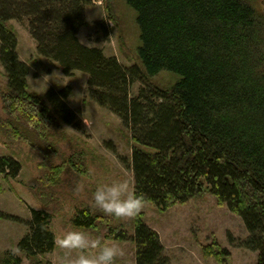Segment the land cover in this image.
Listing matches in <instances>:
<instances>
[{
  "label": "trees",
  "instance_id": "1",
  "mask_svg": "<svg viewBox=\"0 0 264 264\" xmlns=\"http://www.w3.org/2000/svg\"><path fill=\"white\" fill-rule=\"evenodd\" d=\"M127 1L137 11L143 66L123 65L102 48L80 43L84 9L94 0H0V63L7 76L0 135L11 150L0 156V173L7 179L20 175L16 145L26 142L43 155L41 186L30 189L45 206L57 205L58 189L74 196L76 184L90 173L85 145L63 126L78 125V113L67 102L71 87L50 88L46 99L27 81L30 64H43L45 57L67 76L88 73L91 96L122 119L130 133L134 189L145 204L165 211L213 194L248 230L237 245L257 251V264H264V0ZM103 3L117 27L114 0ZM14 20L37 43V58L30 62L19 57ZM162 70L181 77L159 87L150 76ZM135 81L141 84L132 95ZM30 209L20 254L0 251V264H47L44 256L55 250L53 214ZM72 221L96 232L106 225L105 235L113 239L131 237L136 264H172L144 211L120 220L87 204ZM202 252L218 261L229 255L216 238Z\"/></svg>",
  "mask_w": 264,
  "mask_h": 264
},
{
  "label": "rangeland",
  "instance_id": "2",
  "mask_svg": "<svg viewBox=\"0 0 264 264\" xmlns=\"http://www.w3.org/2000/svg\"><path fill=\"white\" fill-rule=\"evenodd\" d=\"M114 6L119 18L117 27L108 18L103 0H94V4L87 6L84 9L86 24L80 28L79 38L85 44L102 48L107 55L117 56L123 65L138 63L143 66L139 57L142 39L137 11L127 0H114ZM103 20L105 26L101 25ZM13 24L18 32L19 57L30 62L37 58V43L25 24L16 20ZM40 61L43 64H30L27 81L32 90L46 99L50 88L59 90L71 87L67 102L78 113V125L63 123V126L70 136L77 139L76 142L81 146L85 145L83 148L87 154L90 173L82 177L84 193L73 196L69 191L58 189L55 196L59 199L57 205L45 206L30 189V186H41L39 176L43 169L38 164L43 155L26 142L17 144L15 156L22 163L20 175L15 179H7L0 173V213L4 214L3 217L0 216V251L18 249L19 240L29 231L27 222L31 219L30 207L33 206L47 209L53 214L52 229L56 238L69 230L87 231L105 241L118 242L125 249L124 260L117 261V264H134L136 258L131 237L125 241L113 239L105 235L106 225L96 232L83 229L72 221V216L79 209L91 204L92 194L99 185L127 178L134 188L129 130L116 113L101 106L91 96L88 73L76 71L67 76L57 62L45 57H40ZM5 73L0 63V94L7 82ZM180 77L176 72L162 70L151 75L150 80L164 88L173 85ZM140 84L139 81L132 84V95L137 93ZM0 115H5L1 95ZM10 151L5 138L0 135V156L10 154ZM143 211L145 222L158 231L164 251L172 264H257V251L237 245L240 239L248 235L242 218L232 213L227 205H219L211 193L178 203L165 211H158L153 205L145 204ZM128 233L131 236L133 231L129 228ZM230 236L234 238V243L230 241ZM215 238L229 250V255L223 261H218L213 256L205 257L202 252V246L212 243ZM62 255V251L56 246L54 251L44 256V260L47 264H59Z\"/></svg>",
  "mask_w": 264,
  "mask_h": 264
},
{
  "label": "clouds",
  "instance_id": "3",
  "mask_svg": "<svg viewBox=\"0 0 264 264\" xmlns=\"http://www.w3.org/2000/svg\"><path fill=\"white\" fill-rule=\"evenodd\" d=\"M80 43L85 44L82 39ZM47 77V76H46ZM85 185L78 182L73 189L74 195L84 193ZM142 194H137L127 178L113 180L111 183L99 185L92 194V207L107 217L120 220L136 218L145 207ZM57 248L63 255L59 264H117L124 260L126 251L115 241H105L99 236H93L87 231L69 230L55 240ZM13 255L19 249H10Z\"/></svg>",
  "mask_w": 264,
  "mask_h": 264
},
{
  "label": "crops",
  "instance_id": "4",
  "mask_svg": "<svg viewBox=\"0 0 264 264\" xmlns=\"http://www.w3.org/2000/svg\"><path fill=\"white\" fill-rule=\"evenodd\" d=\"M134 264H136V261H135V263Z\"/></svg>",
  "mask_w": 264,
  "mask_h": 264
}]
</instances>
